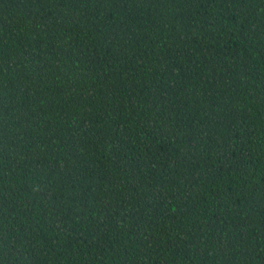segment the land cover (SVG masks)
Returning a JSON list of instances; mask_svg holds the SVG:
<instances>
[{"label":"trees","instance_id":"16d2710c","mask_svg":"<svg viewBox=\"0 0 264 264\" xmlns=\"http://www.w3.org/2000/svg\"><path fill=\"white\" fill-rule=\"evenodd\" d=\"M0 264H264V0H0Z\"/></svg>","mask_w":264,"mask_h":264}]
</instances>
